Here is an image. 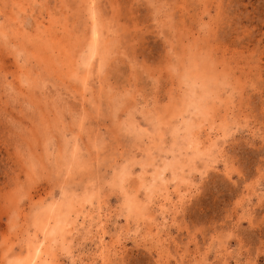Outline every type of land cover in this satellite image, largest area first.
I'll return each mask as SVG.
<instances>
[{
  "label": "rangeland",
  "instance_id": "obj_1",
  "mask_svg": "<svg viewBox=\"0 0 264 264\" xmlns=\"http://www.w3.org/2000/svg\"><path fill=\"white\" fill-rule=\"evenodd\" d=\"M0 264H264V0H0Z\"/></svg>",
  "mask_w": 264,
  "mask_h": 264
},
{
  "label": "bare ground",
  "instance_id": "obj_2",
  "mask_svg": "<svg viewBox=\"0 0 264 264\" xmlns=\"http://www.w3.org/2000/svg\"><path fill=\"white\" fill-rule=\"evenodd\" d=\"M95 48V47H94ZM134 205V204H133ZM135 206V205H134Z\"/></svg>",
  "mask_w": 264,
  "mask_h": 264
}]
</instances>
